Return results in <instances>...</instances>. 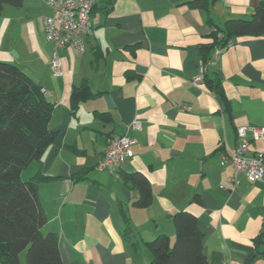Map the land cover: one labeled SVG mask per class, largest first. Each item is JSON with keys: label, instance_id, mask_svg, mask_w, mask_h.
<instances>
[{"label": "crops", "instance_id": "crops-1", "mask_svg": "<svg viewBox=\"0 0 264 264\" xmlns=\"http://www.w3.org/2000/svg\"><path fill=\"white\" fill-rule=\"evenodd\" d=\"M47 1L0 10V61L24 69L54 105L48 127L57 137L22 178L50 176L38 185L41 231L57 236L62 264L151 262L146 241L174 239L172 216L181 210L197 216L210 264H264V244L257 243L264 238V180L240 173L237 185L227 184L235 169L221 157L242 142L240 127L247 155L264 154V136L256 140L252 132L264 128V35L211 48L205 76L220 81L225 98L205 79L194 82L215 26L251 18L262 0H207V7L190 5L198 0H98L84 51L47 40ZM56 50L59 76L50 63ZM86 83L92 96L73 111L71 93ZM123 134L136 144L120 174L97 169L109 138ZM133 172L150 181L147 207L136 206L140 191L124 178Z\"/></svg>", "mask_w": 264, "mask_h": 264}, {"label": "trees", "instance_id": "trees-1", "mask_svg": "<svg viewBox=\"0 0 264 264\" xmlns=\"http://www.w3.org/2000/svg\"><path fill=\"white\" fill-rule=\"evenodd\" d=\"M22 0H0V10L6 4L20 5ZM208 6L207 0L190 2V5ZM213 44L202 47L203 59L210 58V50L223 46L234 37L264 35V0L255 8L249 19L234 18L216 25L211 34ZM205 80L225 98L218 80ZM92 96L90 86H76L71 93V107L76 111L80 103ZM54 105L46 98L40 84L24 69L10 61H0V264H62L58 239L55 233L41 231L46 214L40 203L38 185L48 175L36 173L28 179L22 171L32 161L43 159L47 148L54 142L57 132L48 127ZM97 116L107 120L106 113ZM264 156V155H263ZM77 178H81L78 176ZM140 191L137 207H147L153 199L150 181L139 172L124 175ZM127 230L131 221L126 216ZM176 235L159 234L146 241L152 251L151 262L143 264H210L204 253V234L198 226L197 216L188 210L172 216ZM264 244V238L257 243ZM26 252L25 263L21 254ZM258 253H254L253 260Z\"/></svg>", "mask_w": 264, "mask_h": 264}, {"label": "built area", "instance_id": "built-area-1", "mask_svg": "<svg viewBox=\"0 0 264 264\" xmlns=\"http://www.w3.org/2000/svg\"><path fill=\"white\" fill-rule=\"evenodd\" d=\"M98 0H48L47 3L52 9V14L44 19L45 35L47 40L54 43L57 48L74 47L79 51H84L87 39L93 33V9ZM231 45L230 43L226 46ZM225 50L224 47L216 48L214 58ZM207 62L202 60L200 63V74L194 82H203L207 71ZM51 67L54 75H61L62 60L57 52L54 51L51 60ZM44 90V89H43ZM134 126L139 128L140 123L136 121ZM254 139L258 140L264 136V128L254 127L252 129ZM247 129L240 127L238 134L242 142L232 151L231 155L222 154L223 162H230L235 169L232 176L226 178V183L232 186L237 185V176L240 173L246 175L249 181L264 180V154L258 153L252 156L247 155L250 142L245 139ZM136 139L128 135H114L108 140L105 153L96 167L99 170H107L114 175H119L124 161L132 157L133 146Z\"/></svg>", "mask_w": 264, "mask_h": 264}, {"label": "rangeland", "instance_id": "rangeland-1", "mask_svg": "<svg viewBox=\"0 0 264 264\" xmlns=\"http://www.w3.org/2000/svg\"><path fill=\"white\" fill-rule=\"evenodd\" d=\"M25 260H26V252H23L21 254V261H22V263H25Z\"/></svg>", "mask_w": 264, "mask_h": 264}]
</instances>
